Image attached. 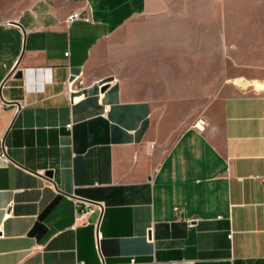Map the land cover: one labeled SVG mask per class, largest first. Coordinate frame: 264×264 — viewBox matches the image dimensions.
<instances>
[{
	"label": "crops",
	"instance_id": "1",
	"mask_svg": "<svg viewBox=\"0 0 264 264\" xmlns=\"http://www.w3.org/2000/svg\"><path fill=\"white\" fill-rule=\"evenodd\" d=\"M253 82L264 0H0V264H264ZM212 83L166 147L160 100Z\"/></svg>",
	"mask_w": 264,
	"mask_h": 264
},
{
	"label": "rangeland",
	"instance_id": "2",
	"mask_svg": "<svg viewBox=\"0 0 264 264\" xmlns=\"http://www.w3.org/2000/svg\"><path fill=\"white\" fill-rule=\"evenodd\" d=\"M219 85L222 84H196L197 92H174V95L182 97L168 98L160 100V129L162 130L165 146H169L176 136L186 127L193 124L197 114L206 103L207 98L203 97H184V95H202L204 91H210V95L217 92ZM244 92H264L257 90L252 83L244 85Z\"/></svg>",
	"mask_w": 264,
	"mask_h": 264
},
{
	"label": "built area",
	"instance_id": "3",
	"mask_svg": "<svg viewBox=\"0 0 264 264\" xmlns=\"http://www.w3.org/2000/svg\"><path fill=\"white\" fill-rule=\"evenodd\" d=\"M75 19H82V20H88L87 16H82L79 12H73L70 14L67 18L68 21H72ZM71 124H68L67 127H70ZM193 126L198 129V130H203L206 126V122L202 119H197L196 122L193 124ZM0 158L3 160L5 163H10L11 160L8 158L6 154V150L4 146H0ZM264 181V179H263ZM75 212H76V219H80L83 214L92 212L96 207L99 208L100 210L103 209L102 203H95V202H90L85 199L81 198H75Z\"/></svg>",
	"mask_w": 264,
	"mask_h": 264
},
{
	"label": "bare ground",
	"instance_id": "4",
	"mask_svg": "<svg viewBox=\"0 0 264 264\" xmlns=\"http://www.w3.org/2000/svg\"><path fill=\"white\" fill-rule=\"evenodd\" d=\"M237 84H242L239 80L235 81ZM257 90H264V82H253L252 84Z\"/></svg>",
	"mask_w": 264,
	"mask_h": 264
},
{
	"label": "water",
	"instance_id": "5",
	"mask_svg": "<svg viewBox=\"0 0 264 264\" xmlns=\"http://www.w3.org/2000/svg\"><path fill=\"white\" fill-rule=\"evenodd\" d=\"M14 75H15L16 78H21L22 72L21 71H17V72H15ZM105 88H106V86H103L101 90L103 91V90H105ZM45 175H51V172L48 171V172L45 173Z\"/></svg>",
	"mask_w": 264,
	"mask_h": 264
}]
</instances>
